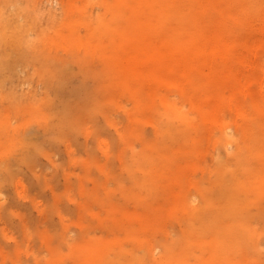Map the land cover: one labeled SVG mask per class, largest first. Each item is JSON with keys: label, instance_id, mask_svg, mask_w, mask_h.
Segmentation results:
<instances>
[{"label": "rangeland", "instance_id": "374dc122", "mask_svg": "<svg viewBox=\"0 0 264 264\" xmlns=\"http://www.w3.org/2000/svg\"><path fill=\"white\" fill-rule=\"evenodd\" d=\"M137 6L0 0V23L16 8L40 22L41 13L44 21L58 13L34 49L20 33L0 44V264H264V199L248 218L239 208L237 225L261 233L257 241L242 237V249L227 239L233 218L225 209L193 213L205 206L203 193L222 201L231 184L221 163L234 144L224 147L222 131L238 136V113L255 114L243 95L229 99L238 87L224 86L220 101L208 85L141 82L132 73L140 50L162 44L168 27ZM258 6L251 44L264 42V0ZM253 54L252 66L234 69L263 76L254 66L264 63V49ZM239 87L264 95V84ZM157 90L194 118L177 139ZM98 97L103 109L93 115ZM255 243L259 249L250 250Z\"/></svg>", "mask_w": 264, "mask_h": 264}, {"label": "bare ground", "instance_id": "6f19581e", "mask_svg": "<svg viewBox=\"0 0 264 264\" xmlns=\"http://www.w3.org/2000/svg\"><path fill=\"white\" fill-rule=\"evenodd\" d=\"M262 2L263 0H135L138 6L146 5L147 16L151 20L155 17L168 27V36L162 44L147 46L140 50L142 56L134 65L136 70L132 73L140 78L141 82H152L160 85V88L166 84L168 89H173L176 84H200L193 85L195 90L208 85L214 87L220 94V101L227 99L225 95H221L224 86L238 87L235 89L239 91L238 95L235 93L229 99L237 102V96L243 95L245 103L249 104L250 110L255 114L254 118L253 114L246 111L238 113L241 120L238 136L226 130L221 133L226 149H228V143L234 144L233 150L227 155L228 161L221 163L223 172L229 173L231 180L228 188H224L226 191L223 192L222 201L219 198L213 199L212 194L207 196L203 193L205 206L193 209L194 214L201 216H204L205 212H211L214 215L225 209L226 213L233 218L229 228L225 227L227 239L231 247L241 249L244 245V242L240 241L242 237L251 239L253 237L256 241L261 237L260 231L248 225L242 228L238 226L241 219L235 218L241 216L240 209L245 211V218H248L247 212L254 202L264 199V168H258V164L264 165V122H262L264 121V95L262 93L242 94L239 86L264 84V63L254 66L256 70L263 73V76H260L258 72L242 74L240 70L234 69V65L252 66L250 55L264 49V42L251 44L246 39L250 32L252 33L249 20L253 14L259 15L260 6L258 5ZM37 13L38 11H35V14ZM136 13L138 17L142 15V12L139 13L137 10ZM10 14V18L0 23V44L19 40L18 33H20L23 38L27 35V44L31 49L37 47L38 38L44 36L46 30L54 27L55 16L58 15L56 12L55 14L49 12L47 20L44 21V14L41 13L42 22H40L25 16L23 8H16ZM19 16H24L25 19L20 21ZM4 64L5 60L0 58V68ZM206 68H209L210 73L205 72ZM2 70L0 72H3ZM103 76L102 73L101 77ZM102 82L105 84V81ZM103 88L105 86L101 88L99 95L101 97L106 90ZM176 89L181 90V87L178 86ZM156 92L160 97L159 90ZM183 94L186 95V93ZM101 97L96 100L93 115L103 109ZM160 100L169 115L167 131L171 139H177L180 133H185L186 130L194 127V118L189 111L164 96L160 97ZM201 102L207 103L209 99L205 98ZM49 104L53 105L52 100ZM66 135L68 137L69 134ZM66 135L64 138H67ZM232 160L236 162L235 166L231 163ZM207 193H209L208 190ZM224 201V206L220 205V202ZM245 223L244 221L243 225ZM223 246L227 248V242ZM254 248L259 249V244L249 246L250 250ZM225 254L227 255L226 252Z\"/></svg>", "mask_w": 264, "mask_h": 264}]
</instances>
